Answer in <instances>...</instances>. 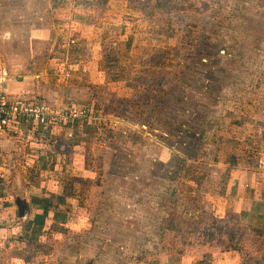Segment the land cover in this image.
<instances>
[{
	"label": "rangeland",
	"instance_id": "rangeland-1",
	"mask_svg": "<svg viewBox=\"0 0 264 264\" xmlns=\"http://www.w3.org/2000/svg\"><path fill=\"white\" fill-rule=\"evenodd\" d=\"M0 73L92 111L5 137L0 264H264V0H0Z\"/></svg>",
	"mask_w": 264,
	"mask_h": 264
},
{
	"label": "built area",
	"instance_id": "built-area-1",
	"mask_svg": "<svg viewBox=\"0 0 264 264\" xmlns=\"http://www.w3.org/2000/svg\"><path fill=\"white\" fill-rule=\"evenodd\" d=\"M15 94L8 89L5 75L0 73V135L18 134L26 131L45 132L43 138L48 134L50 128L64 126L70 128L75 122H85L89 117L90 107L78 105L70 109L52 108L46 105L31 103L26 97ZM73 109V110H72ZM79 116L78 115V113ZM46 141V140H45Z\"/></svg>",
	"mask_w": 264,
	"mask_h": 264
},
{
	"label": "trees",
	"instance_id": "trees-1",
	"mask_svg": "<svg viewBox=\"0 0 264 264\" xmlns=\"http://www.w3.org/2000/svg\"><path fill=\"white\" fill-rule=\"evenodd\" d=\"M41 133H45L41 131ZM264 207V195L260 197L259 201H256V203H253L250 207L247 216H248V222L255 221V225L253 227H262L264 224V215L260 213L261 209Z\"/></svg>",
	"mask_w": 264,
	"mask_h": 264
},
{
	"label": "crops",
	"instance_id": "crops-1",
	"mask_svg": "<svg viewBox=\"0 0 264 264\" xmlns=\"http://www.w3.org/2000/svg\"><path fill=\"white\" fill-rule=\"evenodd\" d=\"M10 91H11V90H10ZM11 92H13V93H15V94H20V93H21L20 91H18V92L11 91ZM22 93H24V92H22ZM23 96H26V95L24 94ZM6 136H10V135H4L3 137H1L2 139L0 140V151H1V152H3L2 150L5 151V149H6V148L8 147V145H9V144H6V143H9V142H8L9 138H8V139H5ZM5 144H6V146H5ZM5 152H6V151H5ZM5 152H4V153H5ZM261 196H262V195L259 196V199H260ZM253 199H254V198H253ZM255 199H256V194H255ZM244 206H245V205H244ZM247 207H248V208H247V210H245V212H244V211H240V215L236 212L235 209H233V213L235 214V216H234V215H231V216H232V217H235V218H239V219H241L243 216H245V218H247V213H248V211H249L251 205H249V206H247Z\"/></svg>",
	"mask_w": 264,
	"mask_h": 264
},
{
	"label": "flooded vegetation",
	"instance_id": "flooded-vegetation-1",
	"mask_svg": "<svg viewBox=\"0 0 264 264\" xmlns=\"http://www.w3.org/2000/svg\"><path fill=\"white\" fill-rule=\"evenodd\" d=\"M16 79H18V78H16ZM16 82V81H15ZM12 83V85L15 87V85L13 84L14 82H11ZM9 85V84H8ZM9 87V89L11 90V88H10V85L8 86ZM12 91H15V92H18L17 90H12Z\"/></svg>",
	"mask_w": 264,
	"mask_h": 264
},
{
	"label": "water",
	"instance_id": "water-1",
	"mask_svg": "<svg viewBox=\"0 0 264 264\" xmlns=\"http://www.w3.org/2000/svg\"><path fill=\"white\" fill-rule=\"evenodd\" d=\"M6 82H7V80H6Z\"/></svg>",
	"mask_w": 264,
	"mask_h": 264
}]
</instances>
